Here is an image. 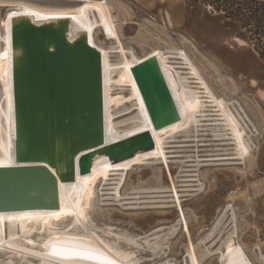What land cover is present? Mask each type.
<instances>
[{
    "label": "rangeland",
    "instance_id": "rangeland-1",
    "mask_svg": "<svg viewBox=\"0 0 264 264\" xmlns=\"http://www.w3.org/2000/svg\"><path fill=\"white\" fill-rule=\"evenodd\" d=\"M22 1L38 8L77 4L70 1ZM108 1L117 17V28L125 47L134 50L138 57L154 49L161 52L168 46L181 49L194 68L185 60L179 63L185 68L196 69L199 80L204 81L226 110L228 105L237 115L230 102L236 108L240 105L250 119L249 122L241 111L252 134L246 130L251 136V141H248L250 147L243 145L238 151L239 142L235 136L226 141L216 140L209 125L211 123L205 122L206 126L199 132L197 140L179 134L171 141L166 163L151 159L135 160L117 182H98V192L89 212L96 223L95 233L111 242L116 241L118 234L145 245V241L154 239L156 233H167L176 226L177 232L159 256H153L148 249L135 247L124 238L119 240V244L123 250L138 251L137 255L144 258L143 264H163L166 260H171L173 264H187V245L191 240L195 245H203L204 250L209 248V253L203 254L205 259L208 257L206 260L202 255L203 264H219L221 252L217 250L222 245L221 251H224L223 242L235 225L236 242L239 240L256 263L261 264L260 260L264 258V61L250 42L243 38L245 31L241 24L226 19L229 14L221 13L201 0H161L152 6L137 4L133 0ZM6 10V7L0 8L3 19ZM230 13L233 11L230 10ZM112 33L108 25L107 32L104 29L98 32L97 42L106 47H116ZM115 52L107 55L110 64L121 62V55ZM115 78L123 82L113 86L111 91L115 103L123 98L129 99L116 110L131 109L135 99L129 98L132 89L118 88L130 85L127 75L123 73ZM4 85L0 84V99L7 98ZM211 110L213 114L218 113L216 107ZM132 111L122 113L116 119L126 123L122 133L135 126L130 121L136 113ZM127 113L129 115L123 116ZM236 118L240 121L238 116ZM1 120L0 138L7 139L8 134ZM238 129L244 134L240 127ZM108 183L118 184L112 188ZM173 184L179 191L180 203L171 198ZM136 193L141 194L138 200L134 199ZM182 211L188 231L182 229L179 223ZM232 214L235 215L233 225L227 227ZM34 216L35 220L30 224L32 227L34 224L37 226L38 215ZM221 217L225 222L222 221L214 239L209 240L208 235ZM6 220L7 216L3 217L4 230ZM70 221L71 218L59 216L52 221V226L45 225L43 233L50 228L59 229ZM40 224L41 221L35 235L41 231ZM2 229L0 223V231ZM213 243L215 245L212 246Z\"/></svg>",
    "mask_w": 264,
    "mask_h": 264
},
{
    "label": "bare ground",
    "instance_id": "bare-ground-1",
    "mask_svg": "<svg viewBox=\"0 0 264 264\" xmlns=\"http://www.w3.org/2000/svg\"><path fill=\"white\" fill-rule=\"evenodd\" d=\"M51 1H70L77 4L64 6L54 5L45 8H38L28 4L27 2H23L22 0H0V8L13 7L10 10H6L4 19L0 16V28L2 22V25L4 27L7 26L8 28L9 21L15 15L27 16L31 21L37 24H41L51 17H65L69 15L75 16L76 19H74V21L77 25L73 26L71 29V40L77 39V37L82 32H86L89 36L90 44L92 46H95L102 55L105 144H110L146 129H150L154 141V148L150 151L139 152L131 159L121 161L119 163H112L107 159L105 155L101 154V157L99 156L98 158L96 155L92 162V170L87 175H82L78 170L75 184L61 185V207L57 211L49 213L37 211L26 214L0 215V218L7 216V227L5 230L4 223L2 220H0L1 228H3L0 231V263L5 264L8 262V264H53V261L50 258L46 257V254L49 250L46 249L44 245L50 241H54L57 237H60L61 239H79L83 243L90 244L91 246L99 249L109 258L113 259L116 264H143L144 258L141 257V255H137L138 251H129L126 249L123 250L119 244V240L121 238L127 239L129 241L128 243L133 244L135 247L148 249L151 251L153 256H159L161 253L165 252L164 248L167 247L168 240L175 234V231L177 230H175L176 226H173L167 233H156L154 235V239L145 241V245L139 244L137 240L122 237L118 234L116 241L113 240V242L98 237L97 233H95L96 223L92 219V216L89 214L91 205L93 204L94 198L96 197V192H98L96 184L98 182L106 183L109 180H115V182H117L118 180H120V176L123 175V171L127 168L129 169L130 165L135 160L151 159L166 163L168 153L167 149L171 141L175 140L176 136L179 134L186 135L187 137H193L197 140V138L199 137V132L204 126H206L204 125L205 122L211 123L209 125L211 126L213 138L216 140L219 139L222 141H226L230 137L235 136V139H237L239 142L238 151H241L243 145H245L246 148L250 147L248 145V141H251V136L246 131L250 128L241 115V111L248 121L250 119L247 117L245 111L240 105H238V108H236L231 102L230 104L232 105L237 115H235L229 109L228 105L226 106V108L229 113L227 112L224 105H222L220 101L215 98L211 89L204 83L202 79L199 80L200 77L198 73H196V69H193V65L190 63V60L187 59V55L183 51H181V49L173 46H168L165 47L161 52H159L157 49H154L144 56L138 57L135 54L134 50L125 47V45L121 41V35L117 28V17L115 16L112 10V6L110 5V2L108 0ZM86 5L88 7H85ZM82 8L84 9V11L80 12L79 10ZM33 12L36 13V15L30 14ZM44 17L49 18L45 19ZM108 25L113 32L112 35H114V38L116 39V47H113L112 45L106 47L103 44L98 43L96 40V36L99 31L102 32V29H104L106 32L108 31ZM3 40L6 41V49L3 50L2 46L0 45V84H5L4 90L7 91V98L0 99V119H2L3 121H1L4 122L2 124H4V128L6 130V133L8 134V137L7 139L0 138V166H12L16 164L14 133L13 131H11V128L13 127V100L11 95V84L9 82V70L11 68L12 53L10 51L9 36L7 35L6 38H3L0 33V41ZM5 52H7V57L2 56V54ZM114 52L121 55V62L110 64L109 56L107 55ZM153 55L156 56L158 60L160 69L175 101L180 117L177 123H174L158 132L154 131L152 126H150L148 122L143 123V121L141 120V116L147 119V115L130 70L132 66ZM182 60L187 61V64L190 63V67L193 68H185L184 66H182V63H179V61L181 62ZM4 61L5 64H1ZM123 73L127 75L133 92L132 95L129 96V98H135L139 104L135 102L131 109L124 108L117 111V106H120L122 104L124 105V103L129 100L123 98V100L115 103V99L112 98L111 91L113 90V86H116L118 83H121L122 85L123 83L122 81L116 79L115 76H119ZM123 87L126 86H118V88L121 89H123ZM212 107H216V112H218L219 114H213L214 112L213 110H211ZM136 108H138L139 111H137L133 115L132 119L130 118V121H133L135 126L133 124L134 127L122 133L121 129L125 126L126 123L124 121H117L116 119L120 117L122 113L131 111L132 109L134 111ZM127 115H129V113L123 116ZM237 116L240 118V121L244 125V127L236 118ZM5 120L6 123H8L10 129H7ZM234 120L237 123H235ZM238 127L242 129L244 134H241L239 132ZM249 131L252 134L251 130ZM244 135H246L247 138ZM225 152L228 153V151ZM111 177L115 178L109 179ZM116 184L118 183H110L109 185L112 187ZM170 189L172 200H174L176 203H180V196L179 191L177 190V186L173 184ZM115 190H117V188H115ZM138 195L139 193H136V198L134 199H140L139 196H141V194L139 196ZM53 213H56L58 214V216L63 218H71V221L67 225H63V227L60 226L61 228L59 229L50 228L48 229V232L43 233V228L45 227V225L48 224L52 226V221L57 218L56 216L51 215ZM34 214L38 215L36 220L37 226L34 224V226L32 227L30 226V224L35 220ZM234 216L235 215L232 214L227 227H229L233 223L235 218ZM221 218L222 219H220L216 223V225L208 235L209 240L220 231L221 223H223L222 221H224V217ZM39 221H41V231L37 232L35 235V232L38 231L36 229L39 225ZM179 223L181 224L182 229L188 231L187 220L183 211L181 212ZM233 226L234 229L223 242L224 251H221L222 245L217 250L221 252L218 258L220 264H257L254 260V257L250 254V252H248L245 246L239 240L238 242H236L237 229L235 228V225ZM28 241H32V243H28ZM207 241H205V244ZM213 245H215V243H213L212 246ZM229 248H231V251H229ZM2 251L5 254H2ZM208 251L209 248H206L204 250L203 245H195L190 240L187 245V256L189 262L186 263L203 264V261L208 258L206 256L207 258L205 259L203 254H206ZM32 253H36V255H33ZM202 255L204 257L203 261ZM260 256L262 257V255H258V257ZM260 261L261 264H264L263 257ZM163 264L173 263L171 260H166Z\"/></svg>",
    "mask_w": 264,
    "mask_h": 264
},
{
    "label": "water",
    "instance_id": "water-1",
    "mask_svg": "<svg viewBox=\"0 0 264 264\" xmlns=\"http://www.w3.org/2000/svg\"><path fill=\"white\" fill-rule=\"evenodd\" d=\"M72 17L37 24L15 15L8 28L1 23L12 53L16 164L0 166V215L57 211L61 185L75 184L78 170L87 175L96 155L119 163L154 148L150 129L105 144L102 55L86 32L71 40L77 25ZM0 45L6 49V41ZM130 70L147 115L141 116L143 123L156 132L177 123L179 113L156 56Z\"/></svg>",
    "mask_w": 264,
    "mask_h": 264
},
{
    "label": "trees",
    "instance_id": "trees-1",
    "mask_svg": "<svg viewBox=\"0 0 264 264\" xmlns=\"http://www.w3.org/2000/svg\"><path fill=\"white\" fill-rule=\"evenodd\" d=\"M201 1L205 5L215 7L221 13L229 14L230 17H225L226 19L236 20L241 24L242 30L245 31L243 38L250 42L255 52L264 61V2L258 0ZM230 10L233 13H230Z\"/></svg>",
    "mask_w": 264,
    "mask_h": 264
},
{
    "label": "snow or ice",
    "instance_id": "snow-or-ice-1",
    "mask_svg": "<svg viewBox=\"0 0 264 264\" xmlns=\"http://www.w3.org/2000/svg\"><path fill=\"white\" fill-rule=\"evenodd\" d=\"M85 7H88L87 5ZM83 12L84 9H80ZM36 15V13H30ZM45 19L49 17H44ZM72 19H76L75 16ZM7 57V52L2 54ZM59 218L58 214H51ZM3 218H0L2 220ZM32 243V241H28ZM49 251L46 254L47 258L53 261V264H116V262L101 252L99 249L90 244L83 243L79 239L57 237L54 241H50L44 245ZM231 251V248H229ZM36 255V253H32Z\"/></svg>",
    "mask_w": 264,
    "mask_h": 264
},
{
    "label": "crops",
    "instance_id": "crops-1",
    "mask_svg": "<svg viewBox=\"0 0 264 264\" xmlns=\"http://www.w3.org/2000/svg\"><path fill=\"white\" fill-rule=\"evenodd\" d=\"M137 4L145 5V6H152L161 0H133ZM264 2V0H258Z\"/></svg>",
    "mask_w": 264,
    "mask_h": 264
}]
</instances>
